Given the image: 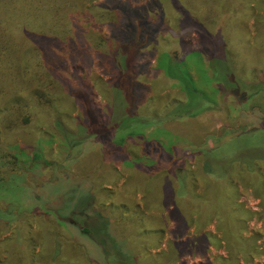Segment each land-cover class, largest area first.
<instances>
[{
    "label": "rangeland",
    "instance_id": "1",
    "mask_svg": "<svg viewBox=\"0 0 264 264\" xmlns=\"http://www.w3.org/2000/svg\"><path fill=\"white\" fill-rule=\"evenodd\" d=\"M8 1L3 0L5 5L0 12L25 8L18 0ZM103 1L77 0L74 12L78 11L77 18L81 19L83 27L89 33L100 34V39L108 37L107 29L94 25L89 12ZM167 2L161 14L162 25L156 34V55L147 58L154 71L138 79L147 91L139 109L147 125H142L138 138L125 136L121 142L123 134L115 131L109 137H95L70 151L62 142L57 127L52 125L53 112L46 109L38 110L32 124L18 131L11 133L0 125V264L7 262L2 244L13 238L22 214L36 216L34 209L39 210L43 216L40 219L46 223V220L62 222L61 232L83 249L77 238L81 234L68 224V218L76 216L81 204L93 199V193L99 198L96 207L104 219L93 222L95 233L86 236L85 243L94 253L101 249L100 256L107 264H264V167L258 170L259 184L239 172L228 179L231 209L242 212L243 223L236 222L237 230L233 226L227 234L220 226L219 216L224 218V212L215 209V203L199 202L210 188V179L201 176V150L214 149L225 139L236 137L221 147L223 155H241L250 160L264 157V130L248 134L264 119V93L239 101L232 97L233 90H225L218 81H211L208 55L204 52L198 58L193 56L203 49L200 29L195 26L184 29L181 11L172 1ZM229 5L230 18L228 9L224 13L228 1L217 4L221 18L216 22L217 17L212 16L213 22L208 25L210 32L217 36L224 28L232 45L241 48L239 44L243 41L251 49L242 47L243 58L249 63L245 62L248 64L245 72L239 70V77L255 81L259 76L264 77V0H231ZM44 11L52 12L45 8ZM158 12L151 13L150 17L157 19ZM164 54L177 58L183 68L190 70L198 89L216 104L194 117L167 120L169 109L184 102L186 96L179 84L158 68ZM61 70L65 78L77 73L73 67ZM44 71L37 74L34 81L32 78L26 80L33 83L41 95L53 97L55 110L60 116L68 117L69 132L73 133L79 109L65 92L61 93L64 90L56 75L51 76L52 72L47 69ZM53 77L57 79L53 87L42 84L45 80L52 82ZM57 77L61 78L59 74ZM110 78L98 68L97 62L91 70L80 75L103 115L108 114L105 94ZM25 102H30L29 109L35 110L33 99ZM115 144L123 146L121 151L113 149ZM34 149L40 155L36 163L42 166V175L47 181L40 189L35 187L40 178L34 172H31L30 183L27 181L28 171L33 167ZM181 170L187 171L192 180L194 205L200 204L201 208L192 206L190 200L164 196L173 190L167 189V182L175 183L171 178ZM68 200L78 201L71 208L76 209L74 212ZM202 204L208 211H203ZM28 225L25 234L31 238L42 233L44 228L35 220ZM37 242L39 249L42 241ZM131 257L136 262L132 263ZM69 258L67 264H87Z\"/></svg>",
    "mask_w": 264,
    "mask_h": 264
},
{
    "label": "trees",
    "instance_id": "2",
    "mask_svg": "<svg viewBox=\"0 0 264 264\" xmlns=\"http://www.w3.org/2000/svg\"><path fill=\"white\" fill-rule=\"evenodd\" d=\"M18 1L25 8L0 12V108H3L0 112V125L8 132L12 133L20 130L21 127H28L32 124L34 116H37V111L46 109L48 112H53L55 121L52 125L54 128L57 127L62 142L70 151L80 148L95 137H109L110 133L115 131L121 132L120 135L123 134L121 142L124 141L125 136L128 139L138 138L141 135L139 132L142 125H147L139 113L147 91L138 79L141 75L154 71L147 58L156 55V34L162 25L161 14L167 1H172L181 11L184 17L181 25L184 29L193 26L200 29L203 49L200 54L196 53L193 56L198 58L205 53L208 55L213 75L211 81H218L225 90H233L232 97L239 101L252 99L264 93L263 76H259L255 81H244L239 77V70L245 72L249 63L243 58L242 47L245 50L250 48L244 45L243 41L239 44L241 48L232 45L224 28L220 29L217 36H213L210 32L208 25L213 22L212 16L217 17L216 22L221 18L217 4L228 1L224 13L228 9L230 18L231 0H104L89 12V17L95 22L94 25L107 29L108 37L104 39H100V34L89 33V30L83 27L81 19L77 18L78 11L74 14L77 0ZM4 5L3 0H0V9ZM44 8L52 12L45 13ZM156 11H159L156 15L158 17L153 20L150 14ZM149 49L152 51L150 52ZM96 62L98 68L111 77L105 94L108 100L107 115L100 112L91 89L80 79L81 73L91 70ZM66 67L75 68L77 73L65 78L61 69ZM158 68L163 70L169 79L176 81L186 96L184 102H179L169 109L165 117L167 120L194 117L206 112L211 104H216L213 98L198 89L192 72L183 68V64L177 58L162 55ZM46 69L47 72H52L51 76L56 75L64 90L61 93L65 92L79 109V118L76 126L73 127V133L69 132L68 117L60 116L55 110L56 102H53V97L41 95L36 91L34 84L26 80L32 78L34 81L36 75L45 72ZM58 74L61 78L57 77ZM54 77L52 82L45 80L42 84H47L48 88L53 87L57 80ZM28 98L33 99L36 106L34 111L29 109L30 102H25ZM256 125V128L250 130L248 134L264 130V119ZM235 138L225 139L216 148L199 152L201 176L210 179L207 195L199 202L215 203V209L224 212V218L219 216L220 226L227 234L232 231L233 226H235L234 230H237L236 222L243 223L242 212L231 209L229 199L232 192L228 185L229 177L239 172L259 184L258 170L264 167V157L261 156L250 160L241 155H223L221 147ZM115 145L116 147H113L115 150L121 151L120 148H123L122 145L120 147ZM34 151L33 167L28 171L27 181L30 183L31 172H34L40 178L38 184L36 183L38 186L35 184V187L40 189L44 186L43 182L47 183V181L42 175V166L36 163L40 155L36 149ZM174 176L171 180L175 183L167 182V189L172 188V193L167 192L164 196L168 194L180 201L190 200L192 206L201 208L200 204L194 205L193 182L187 171H177ZM48 183H51V180ZM164 187L166 188V184ZM96 196L97 194L93 193V199L86 201L84 203L86 205L81 204V210H77L76 216L68 218V224L81 234L77 240H81L83 249L61 232L60 227L64 226L62 222L46 220L47 224L44 219H42L44 221L40 219L43 216L39 210L34 209L33 212L38 215L22 214L13 238L2 244L7 259L4 264H67L69 257L80 263L83 260L87 264H107L100 256L101 249L94 253L85 243V237L95 233L93 222L104 219L97 210L96 203L99 198ZM77 202L67 201L70 209ZM173 203L174 207H179L175 202ZM202 205L203 211L204 209L208 211V207ZM75 210V208L71 209L72 212ZM31 220L38 221L44 226L41 229L42 233L33 238L25 234ZM226 238L228 240L229 236L227 235ZM37 241H42L39 249ZM234 243L238 244V241L234 240ZM247 245L250 246L249 241ZM131 259L132 263L136 262L132 257Z\"/></svg>",
    "mask_w": 264,
    "mask_h": 264
}]
</instances>
